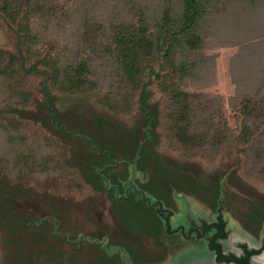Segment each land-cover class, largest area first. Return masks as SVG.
<instances>
[{
	"label": "trees",
	"instance_id": "trees-1",
	"mask_svg": "<svg viewBox=\"0 0 264 264\" xmlns=\"http://www.w3.org/2000/svg\"><path fill=\"white\" fill-rule=\"evenodd\" d=\"M0 22L16 40V54L0 55L2 97L26 105L33 94L22 82L34 73L46 99L38 109L48 115L52 87L61 95L94 97L100 112L86 124L68 113L75 128L54 116L46 120L61 132L85 133L104 162H133L139 150L135 168L168 192L194 182L201 194L214 188L216 201L226 176L225 201L245 207L247 227L264 222V0H0ZM227 47L236 51L228 65L233 93L226 96L210 89L218 84V50ZM31 138L34 133L0 122V168L19 173L28 158L51 154L34 148L37 137L30 144ZM91 155L88 167L102 159ZM194 156L214 171L187 166ZM119 176H129L125 161ZM13 202L19 205L0 192V228L6 218L22 222L3 216ZM122 249L128 251L121 247L123 261ZM39 257L24 255L14 264H38Z\"/></svg>",
	"mask_w": 264,
	"mask_h": 264
},
{
	"label": "rangeland",
	"instance_id": "rangeland-1",
	"mask_svg": "<svg viewBox=\"0 0 264 264\" xmlns=\"http://www.w3.org/2000/svg\"><path fill=\"white\" fill-rule=\"evenodd\" d=\"M15 42L14 33L0 22V55L16 54ZM74 46L77 47L76 44ZM74 46H71L72 49L75 48ZM79 50L80 52H86L82 48ZM235 51L236 47L219 48V56L217 58L218 84L210 89L212 92L226 96L233 93L228 65L229 59ZM64 62L65 58H62V63L64 64ZM28 79V81L22 82L24 84L23 87L25 91L33 95L26 105L20 100H15L12 103L9 95L6 97L0 95L3 101L8 97L6 104L0 106V122L11 129H25L29 133H34V138H31L30 144L37 137L32 144L33 147H43L44 152H49L50 148L51 154L47 153L41 156L35 154L36 158H28L24 162V169H21L19 173H13V166L7 164L0 168V192L12 194L15 201L19 203L17 206L13 202L14 206H11V208L7 206L6 210H9V212L6 211V213L8 215L4 214L3 216H11V219L21 216L20 219L23 222L14 224L8 218L5 219V225L3 226H15L14 234L10 233L5 227L0 228V264L18 263L24 255L29 256V258L40 256L37 261L38 264L110 263L112 261L106 258L105 253L102 251L104 249L93 244L96 241H90L91 238L86 236L87 233L94 231L97 227L94 220L95 215H100V219L101 214H103L102 226H99V228L101 227L115 234L118 232L123 234L125 239L123 238L122 242L127 245L126 248L137 259H154L158 250L162 253L160 261L164 259L166 257V248L172 244L170 243L171 241L184 240L175 234L167 235L165 230L163 231L162 226L160 236V230L157 225L160 221L157 215L153 216L151 211L141 204H127L124 209L120 207L119 212L122 218L119 222H113L116 216H109L110 208L107 207L106 194L96 192L87 179V174L91 175L93 170L95 172L98 171L97 168L92 170V168L87 166L89 162L88 156L92 154L91 159L92 157L94 160L101 159L94 155L92 150L95 151V149L92 147L91 139L85 133H78V136H76L71 131H68V133L65 131L61 132L56 129L55 121L50 123L46 120L47 116H54L64 123L66 128H75L74 124H72L73 121L79 123L84 121L82 124H86L90 119L89 114L94 111L100 112L99 107L95 105L96 102L93 101L94 97L88 100L85 97H79V94L61 95L56 88L52 87L49 92L50 97L54 101L48 106L50 110L47 112H51L48 115L45 110L38 109L37 105L38 103L46 102L43 90H40L42 77H39L38 73H34L33 75L29 74ZM47 81L48 79L46 78L41 89L48 86ZM0 82H3L1 76ZM20 107L35 113L36 116L37 114L40 116L34 117L26 112L22 113L24 109L22 111L14 109ZM67 113L72 115L71 120L73 121L66 119L65 115ZM95 114L93 116H96ZM113 120L116 123L124 122L123 119L120 120L119 118H113ZM85 141H88L89 145ZM161 149L164 152L166 151L165 147ZM172 155L177 157L176 153L172 152ZM180 158L184 159L181 156ZM188 162L190 164H187V166L195 170L200 171L202 169L205 172L207 168L208 171H214L210 169L212 166L200 160L198 156L192 157ZM116 170L107 169L105 172H108L114 180V176L117 173ZM139 177L140 175L135 172L133 178ZM146 186L150 192L159 193L163 197L168 192L156 180L149 181ZM174 186L176 190L194 194H187V196L190 195L187 198L188 203H184L183 207L179 197L176 196L179 208L176 210L177 214L175 216H183L185 206L198 212L201 203L195 200L197 198L210 208L217 203V199L215 201L214 198V188L213 190H210L211 188L208 189L207 192L203 191L201 194L194 182L192 185L176 183ZM152 193L150 194L153 195ZM178 194L180 193H176V195ZM101 198H104V200ZM223 204L234 216H241L245 220V207L239 204L235 206L231 200L226 202L225 196ZM175 206H177L176 201ZM49 216H57L61 219V230L64 231L62 228L65 227L72 230L73 233L84 231L86 235L83 234V236L85 237L79 236L77 242L70 246L65 244L66 242L62 243V237L49 234L51 229L54 228L53 224L55 225L57 221V219L54 220V218ZM25 221L28 222L26 223ZM251 223H255L254 220H251ZM259 228L257 226L253 227L256 230ZM159 240L164 243L163 246L166 247L164 250L157 246ZM187 241L197 242L194 237ZM149 250L151 253H149ZM185 256L189 258L193 255L187 253ZM156 259L147 261L144 264L159 261Z\"/></svg>",
	"mask_w": 264,
	"mask_h": 264
},
{
	"label": "water",
	"instance_id": "water-1",
	"mask_svg": "<svg viewBox=\"0 0 264 264\" xmlns=\"http://www.w3.org/2000/svg\"><path fill=\"white\" fill-rule=\"evenodd\" d=\"M90 142L95 148L92 140ZM138 151L132 170L136 165ZM133 177L132 173L129 180L133 181ZM225 179L226 176L221 181L215 208H210L198 198H194L201 203L199 211L185 206V212L181 217L175 216L179 208L176 198L179 197L183 207L184 203H188V196L194 194L173 189L171 191L172 204L164 207L161 200L147 191L142 190V193H139L147 208L154 210L163 231L165 230V233L170 236L171 234L178 235L184 240L171 241L172 244L166 248V257L161 261L150 262V264H264V222L259 229H252L246 226L241 216H234L224 206L223 182ZM176 193L180 194L176 195ZM187 194L190 195L187 196ZM175 201L177 206H175ZM193 237L197 242L187 241ZM187 253L193 256L188 258L185 256ZM122 256L125 257L123 258L124 264H133L124 249H122Z\"/></svg>",
	"mask_w": 264,
	"mask_h": 264
},
{
	"label": "flooded vegetation",
	"instance_id": "flooded-vegetation-1",
	"mask_svg": "<svg viewBox=\"0 0 264 264\" xmlns=\"http://www.w3.org/2000/svg\"><path fill=\"white\" fill-rule=\"evenodd\" d=\"M56 129L60 130L61 128L59 126H57ZM65 131H66V133H68V131L72 132V130H70V129L69 130L65 129ZM75 135L78 136L77 133ZM85 142L87 143V145H89L88 141H85ZM92 151L95 153L96 149H95V151L94 150H92ZM100 157L102 158L101 162H94L93 164L89 165V167L92 168V170L97 168L98 171L95 172V170H93L91 175L87 174V179L89 180L90 185H92V188L94 190H96V192H99L101 194H103V193L106 194L105 199L108 201L107 207L110 208L109 216H116V218H114L115 220H113V222H119L121 220L122 216H121V213L119 212V209H120V207L124 209V207L127 204H131V205L141 204L143 207L147 208L146 203L142 200L141 194H139V193L142 190L149 191L147 186H146L147 183L151 179L148 175L149 172L137 170L136 168H134V170H132L133 169L132 168L133 162H127L126 160L117 159V158L116 159L108 158V161L104 162V159H103L104 156L101 155ZM124 161L127 163V169H128V173H129V176L127 177V179L126 178L122 179L119 176V173L122 170V164L124 163ZM96 166H98V167H96ZM107 169H109V170L117 169L116 170L117 173L114 176V180L111 178V175L108 174V172H105ZM135 172H137V174L140 175V177L139 178H133L132 179L133 181H130L129 177L131 176L132 173L135 174ZM171 191L172 190H170L164 197H157V196H155L154 193H152L150 191L149 192L152 193L155 197H157V199L161 200L163 202L164 207H169L172 204ZM102 200H104V198ZM147 209H149V208H147ZM149 210L151 211L152 215L155 216L154 210L153 209H149ZM41 216H44V215H41ZM99 216L95 215V219H94L98 228H99V226H102L103 214H101L100 219H99ZM49 217L54 218V220L57 219V221L55 222V225L53 224L54 228L51 229L49 234L50 235H56L58 237H62L63 238L62 243L66 242L65 244H68L70 246V245L77 242V238L79 236L85 237V236H83V234L86 235V233L84 231H82V232L80 231L78 233H76V232L73 233L72 230L66 229L64 226H63L64 228H62V229H64V231L61 230L60 229V226L62 225L61 219H59L57 216H49ZM157 225H158V229L160 230L159 235L161 236V231H162L161 230V223H158ZM94 227H95V225H94ZM97 227L94 231L87 233L86 236L91 238V240L96 241L93 244H96L101 249L107 250V251L106 250L105 251L108 252L109 255L104 250H102V251L104 253H106V255H105L106 258H109L112 262L106 263V264H122L123 261L121 259V253L119 252L121 247H124L128 251V253L130 254L131 258H134V264H144L147 261H151V260H154L156 258H157L156 260H160L162 257L161 256L162 253L158 250L157 254H156L157 256L154 259H152V258L137 259L126 248L127 245H125L122 242L123 238H124L123 234H121L120 232L115 234V233H112L111 231L104 230L101 227L98 229ZM55 231H57V233H55ZM156 233H157V230H156ZM120 234H121V236H120ZM160 239H161V237H160ZM163 245H164V243H162V241L159 240V243L157 244V246L160 249L164 250L166 247ZM100 248H98V249H100ZM149 253H151L150 250H149Z\"/></svg>",
	"mask_w": 264,
	"mask_h": 264
}]
</instances>
